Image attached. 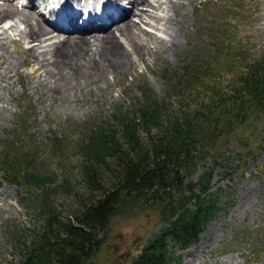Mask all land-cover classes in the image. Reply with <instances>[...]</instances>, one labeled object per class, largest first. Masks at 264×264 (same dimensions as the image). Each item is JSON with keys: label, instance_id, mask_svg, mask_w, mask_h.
Instances as JSON below:
<instances>
[{"label": "trees", "instance_id": "obj_1", "mask_svg": "<svg viewBox=\"0 0 264 264\" xmlns=\"http://www.w3.org/2000/svg\"><path fill=\"white\" fill-rule=\"evenodd\" d=\"M223 47L218 45L217 71L205 59L188 57L168 71L163 97L144 84L129 109L84 127L72 145L52 132L55 157L63 160L70 151L78 156L82 192L69 184L65 168H47L20 119L14 140L2 146L0 171L30 193L25 202L40 226L17 234L19 264H87L105 243L113 218L152 209L161 226L126 264H179V251L198 241L223 203L218 191H210L209 172L196 181L190 174L222 130L235 135L252 112L264 117V54L239 69L220 55ZM236 136L229 144L241 148ZM213 157L228 159L224 153ZM59 193L78 204L69 215L56 202Z\"/></svg>", "mask_w": 264, "mask_h": 264}, {"label": "rangeland", "instance_id": "obj_2", "mask_svg": "<svg viewBox=\"0 0 264 264\" xmlns=\"http://www.w3.org/2000/svg\"><path fill=\"white\" fill-rule=\"evenodd\" d=\"M175 1L181 2L180 9L172 13L175 20L172 19V25L168 26L179 41L175 48L167 49L168 44L159 42L160 37L167 39L161 30L142 23L138 16L131 14V19L137 20L143 29L159 36L155 40L150 37L143 40L148 44L149 54L138 56L133 68L109 74L108 80H102L98 88H76L68 99L49 95L46 88L33 86L37 77L43 78L46 68L32 73L37 66L25 49L37 47L39 42L26 40L19 48L8 38L3 39L8 45V52L3 53L7 55L3 56V65L14 61L16 66L0 78V152L5 143L14 140L12 133L19 131L17 126L24 116L25 126H29L25 139L35 140L38 154H42L47 168L56 172L65 168L69 184L81 189L78 169L74 167L78 161L76 153L70 151L59 160L50 152L53 131L65 136L67 143L72 145L84 127L105 119L110 121L114 110L129 109L133 98L140 96V87L144 84L158 97H163L168 71L178 68L190 56L205 59L217 71L218 45L224 46L220 48V55L231 59L239 69L243 68V62L264 54V0ZM167 6L168 3L164 5ZM18 11L35 15L28 9ZM17 24L12 19L2 22L0 33L5 29L13 41L22 40L25 26ZM159 27L164 28L163 25ZM231 75L228 73L224 78ZM223 131L189 177L196 181L201 174L209 172L210 191H218L223 203L199 234L198 241L179 251V264H264V117L252 112L244 126L237 128L236 138L244 143L240 144L241 148L235 143L229 144L235 139L234 132ZM222 153L227 160L214 159L213 155ZM61 181L62 177L58 176L57 183ZM28 194L17 185L9 184L0 171V264H19L21 253L17 248V234L40 226L25 202L30 198ZM56 202L62 203L64 215L78 206L69 195L60 193ZM160 226L158 212L153 209L131 217L116 216L111 221L105 243L87 264H126Z\"/></svg>", "mask_w": 264, "mask_h": 264}, {"label": "bare ground", "instance_id": "obj_3", "mask_svg": "<svg viewBox=\"0 0 264 264\" xmlns=\"http://www.w3.org/2000/svg\"><path fill=\"white\" fill-rule=\"evenodd\" d=\"M154 1L129 0L131 8L128 9V12L122 11L116 17L107 14L106 19L102 21L101 17L106 14V10H103L102 13H95L90 17V21L81 24L77 22L76 11L70 9L71 16L67 14L69 7L66 1L61 11L57 13L56 23L60 24L65 21V28L68 32L65 33L64 39L55 43L52 42L60 36L59 32L54 28H49L39 17L27 12L20 13L14 4L6 2L0 6V24L12 19L16 20V24L24 25L25 29L20 41H13L5 29L0 33V68H3L0 71V78L16 66L14 61L3 65L5 63L3 56L8 52V45L4 44L3 39L7 40L8 38L19 48L22 47V42L34 40V42H39V45L25 49L29 57L33 59V64L37 66L32 70V73H37L42 67L46 68L43 72L44 75L42 73L43 78L39 76L33 83L34 87L46 88L47 94L58 95L65 99H68L70 92L76 88L82 90H90L94 86L98 88L102 80H108L109 74L133 68L137 57L148 53V44L143 41L145 38L150 37L153 40L159 38L155 33L143 29L137 20L131 19V14L134 17L138 16V20L142 23L155 27L158 31L161 30L167 39L160 37L159 42L168 44L167 49L171 50L172 47L179 44L176 35L169 30L168 26L172 25L171 21L174 19L172 13H177L181 2L178 3L175 0ZM166 3L168 6L164 7ZM144 6H149L150 9L145 10ZM159 10L161 11L158 14ZM53 11L56 12V9ZM181 13L184 14V11L182 10ZM96 20H100V23H94ZM56 23L52 26H56ZM159 25H163L164 28L161 29ZM4 52H6L5 55H3Z\"/></svg>", "mask_w": 264, "mask_h": 264}]
</instances>
